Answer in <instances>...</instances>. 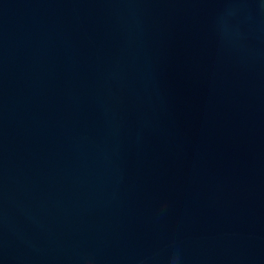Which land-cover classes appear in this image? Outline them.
Here are the masks:
<instances>
[{"label": "water", "instance_id": "water-1", "mask_svg": "<svg viewBox=\"0 0 264 264\" xmlns=\"http://www.w3.org/2000/svg\"><path fill=\"white\" fill-rule=\"evenodd\" d=\"M0 264H264V0H0Z\"/></svg>", "mask_w": 264, "mask_h": 264}]
</instances>
